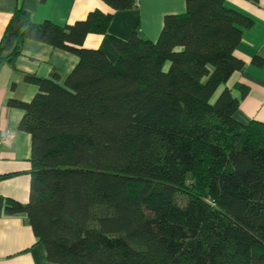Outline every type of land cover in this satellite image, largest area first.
Masks as SVG:
<instances>
[{
	"label": "trees",
	"instance_id": "trees-1",
	"mask_svg": "<svg viewBox=\"0 0 264 264\" xmlns=\"http://www.w3.org/2000/svg\"><path fill=\"white\" fill-rule=\"evenodd\" d=\"M185 4L156 40L107 35L115 61L84 46L109 34L112 12L59 25L14 11L0 65L28 39L78 57L63 81L24 74L35 95L9 100L31 135L32 178L29 200L5 211L27 215L46 264H264V121L236 118L247 89L230 84L252 22L225 0Z\"/></svg>",
	"mask_w": 264,
	"mask_h": 264
},
{
	"label": "crops",
	"instance_id": "crops-1",
	"mask_svg": "<svg viewBox=\"0 0 264 264\" xmlns=\"http://www.w3.org/2000/svg\"><path fill=\"white\" fill-rule=\"evenodd\" d=\"M134 7L115 10L103 0H0V40L16 8L23 3L34 22L50 20L59 25L74 24L87 18L94 10L112 12L109 34L89 33L84 46L100 48L115 61L118 51L107 35L128 39L136 31L156 40L167 14L185 11V0H135ZM225 4L251 19L242 27L236 55L244 68L236 73L230 84L244 85L246 95L241 99L236 118L242 122L264 121V0H225ZM261 58L257 63L254 58ZM78 57L69 51L44 42L28 39L15 66L0 65V264H46L47 252L39 241L24 213L7 214L9 200L26 203L30 196L32 178L31 135L19 129L23 110L9 104L11 98L30 101L37 91L24 74L40 77L57 74L62 81L77 64ZM239 91V90H238ZM239 94V92H237Z\"/></svg>",
	"mask_w": 264,
	"mask_h": 264
},
{
	"label": "built area",
	"instance_id": "built-area-1",
	"mask_svg": "<svg viewBox=\"0 0 264 264\" xmlns=\"http://www.w3.org/2000/svg\"><path fill=\"white\" fill-rule=\"evenodd\" d=\"M4 136H5L4 133L0 134V142H1V140H2V138H3Z\"/></svg>",
	"mask_w": 264,
	"mask_h": 264
}]
</instances>
